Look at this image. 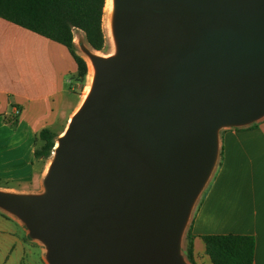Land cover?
<instances>
[{"label":"water","instance_id":"1","mask_svg":"<svg viewBox=\"0 0 264 264\" xmlns=\"http://www.w3.org/2000/svg\"><path fill=\"white\" fill-rule=\"evenodd\" d=\"M114 52L80 46L90 91L42 192L0 210L46 264H188L182 237L224 129L264 119V0H112Z\"/></svg>","mask_w":264,"mask_h":264},{"label":"crops","instance_id":"2","mask_svg":"<svg viewBox=\"0 0 264 264\" xmlns=\"http://www.w3.org/2000/svg\"><path fill=\"white\" fill-rule=\"evenodd\" d=\"M76 72L67 48L0 19V190L41 192L46 168L34 157L38 136L44 129L60 136L81 105L72 91ZM220 151L189 218L193 263L212 264L202 237L238 235L254 238L253 264H264V119L222 130ZM30 240L0 210V264H30Z\"/></svg>","mask_w":264,"mask_h":264},{"label":"trees","instance_id":"3","mask_svg":"<svg viewBox=\"0 0 264 264\" xmlns=\"http://www.w3.org/2000/svg\"><path fill=\"white\" fill-rule=\"evenodd\" d=\"M106 1L0 0V19L67 48L77 67L75 77L83 81L87 75V64L73 49V32L80 31L92 50L103 51L106 45L103 28ZM11 121L12 125L16 124V121ZM253 126L254 124L249 128ZM38 137L41 145L35 150L34 157L47 160L52 156L57 135L44 129ZM221 154L220 151L219 156ZM202 240L212 264H253L255 240L251 236L210 235L202 237ZM185 241L186 260L194 264L190 227L187 229Z\"/></svg>","mask_w":264,"mask_h":264},{"label":"rangeland","instance_id":"4","mask_svg":"<svg viewBox=\"0 0 264 264\" xmlns=\"http://www.w3.org/2000/svg\"><path fill=\"white\" fill-rule=\"evenodd\" d=\"M110 15H111V12H109V10H105L104 17H103V28H104V32H105V36H106V45H105V49L103 51L96 52V54H98L100 56H108V55L113 54V52H114V46H113L111 32H110ZM73 34H74V48L73 49L77 53V55H79L87 64V75H86L85 79L83 81H80L78 79V77H75L74 82L72 83V91L76 94V98L79 100H82V102H83V100H84L83 99L84 89L87 86L91 85V81H92L91 77L92 76L90 75L87 56L84 55L80 50L81 45L87 46V44L84 40V36L80 31H77V30H74ZM67 124L64 127L62 133L65 131ZM218 158H219V156H218ZM50 161H51V157L47 160L42 161L43 166L46 168V172H47L48 166L50 164ZM217 162H218V160H217ZM216 166H217V163L215 165V168H216ZM6 186H8V185H3V187H6ZM15 189H18V188H15ZM1 190L6 191L7 189H1ZM42 190H43V188H41L40 191L42 192ZM188 223H189V221H188ZM187 229H188V224L185 228V231H184V234L182 237V243H181V252H182V255H183L185 260H186V257H185V248H186L185 235L187 233ZM28 239H30V238H28ZM30 241H31L30 243L32 245V256H31L32 258H31L30 264H46V262L44 260V253H45L44 247L39 242L32 241V240H30ZM186 262L188 263L187 260H186ZM188 264H190V263H188Z\"/></svg>","mask_w":264,"mask_h":264},{"label":"bare ground","instance_id":"5","mask_svg":"<svg viewBox=\"0 0 264 264\" xmlns=\"http://www.w3.org/2000/svg\"><path fill=\"white\" fill-rule=\"evenodd\" d=\"M105 10H109V12L112 11V0H107V1H106ZM87 59H88V57H87ZM88 65H89L90 75L92 76V75H93V66H92V64H91V62H90L89 59H88ZM91 79H92V77H91ZM89 91H90V85L87 86V87L84 89V92H83V99L86 98V96L88 95Z\"/></svg>","mask_w":264,"mask_h":264}]
</instances>
